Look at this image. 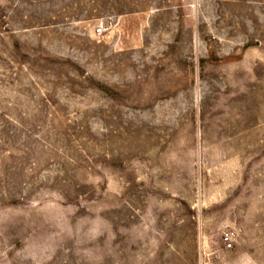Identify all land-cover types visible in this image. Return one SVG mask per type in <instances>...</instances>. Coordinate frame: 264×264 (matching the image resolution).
<instances>
[{
    "label": "rangeland",
    "instance_id": "374dc122",
    "mask_svg": "<svg viewBox=\"0 0 264 264\" xmlns=\"http://www.w3.org/2000/svg\"><path fill=\"white\" fill-rule=\"evenodd\" d=\"M0 264H264V0H0Z\"/></svg>",
    "mask_w": 264,
    "mask_h": 264
}]
</instances>
